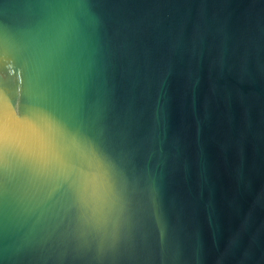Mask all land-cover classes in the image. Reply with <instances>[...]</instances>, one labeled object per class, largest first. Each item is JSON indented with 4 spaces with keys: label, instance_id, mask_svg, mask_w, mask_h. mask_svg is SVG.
Wrapping results in <instances>:
<instances>
[{
    "label": "water",
    "instance_id": "1",
    "mask_svg": "<svg viewBox=\"0 0 264 264\" xmlns=\"http://www.w3.org/2000/svg\"><path fill=\"white\" fill-rule=\"evenodd\" d=\"M0 264H264V0H0Z\"/></svg>",
    "mask_w": 264,
    "mask_h": 264
}]
</instances>
